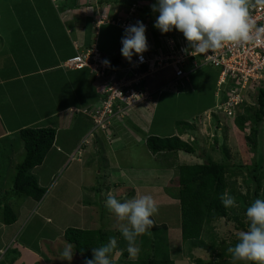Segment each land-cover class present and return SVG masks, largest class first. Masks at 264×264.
Here are the masks:
<instances>
[{"label":"rangeland","instance_id":"obj_1","mask_svg":"<svg viewBox=\"0 0 264 264\" xmlns=\"http://www.w3.org/2000/svg\"><path fill=\"white\" fill-rule=\"evenodd\" d=\"M256 1L250 0V4ZM155 2L0 0V152L3 153L2 149L7 146L3 140L12 137L17 141L21 139L18 132L6 133V129L16 128L29 120L37 121L42 115L40 112L60 110L61 104L64 108L66 104L73 103L76 110L62 111L57 114L59 117L50 119V126L55 125L59 133L58 142L66 136L68 139L65 140L73 138L75 142L76 138L83 135L76 144V150L70 155L52 150L45 162L35 167L34 173L41 176L44 195L39 200H30L32 206L29 210L26 205L18 207L15 201L12 204L14 210L20 208L21 214L4 231L0 224V264H25L17 255L13 256L11 250L14 246L11 243L14 238L15 244L26 240L38 249L37 252L44 250L52 260L47 264L58 261L60 264H68L60 256L66 244L70 243L64 231L70 226H80L79 215L76 213L79 212L81 197L90 202L88 212L94 217L92 225L87 223L82 226L101 229L117 240V246L110 254L112 264H128L136 260L139 254L136 258L129 257L127 242L118 230L117 219L104 206L109 192L124 201L136 193V188L138 194L151 195L155 199L158 213L152 217L168 227V249L175 264H197V259H203L204 264H233L230 255L220 256L223 252L215 243L218 245L220 242V245L227 248L237 241L240 231L248 229L245 213L252 204L254 187L260 184L264 188V120L256 123L254 139L250 130V126L255 123L254 119L246 121L245 130H241L235 120L217 108L216 104L221 98L224 100L220 97L223 92L216 95L219 91V68L202 66L190 74L185 84L179 86L171 84L168 71L156 74L149 79L150 85L156 88L168 87L157 90L155 101L142 102L129 109L125 117L114 118L109 128L112 140L101 130L87 135L93 129V122L81 110L91 108L88 101L92 102L90 104L98 102L93 88L85 81L87 75L70 73L66 68H60L50 71L46 79L47 72H38L37 66H44L39 63L42 58L49 57L52 59L50 63L53 61L58 64V57L64 60L74 55V41L80 50L86 48V44L96 43L106 57L114 56L119 51L124 34L121 19L118 18L125 21L131 13L132 25L141 21L146 26L148 47L152 45L166 49L167 37L182 33L176 30L161 33L154 27L159 15L151 8ZM134 3L141 6L148 15L132 6ZM133 8L135 12L130 11ZM113 20L116 23L110 22ZM149 53L148 49L146 54ZM79 74L84 75L83 78L75 80L74 77ZM77 80L84 84L76 83L74 86ZM255 96L253 94L248 103H257ZM174 134H180L182 139L193 144L195 152L179 151L178 154L158 156L153 155L146 145L145 140L150 135L168 137ZM16 150L14 159L8 160L7 168L0 172V193L11 189L16 164L24 158L23 144L21 149L17 145ZM205 161L224 162L231 165L232 171L239 173L234 175L230 171L228 174L234 188L236 206L228 208L229 216L214 220L212 226L209 225L211 228H205L204 248H188L181 235L180 200L174 196L179 187L176 182L178 165ZM254 169H257V183L251 177ZM258 196L263 199L264 190ZM15 198L18 201L26 199L28 202L25 195ZM2 210L0 208L1 215ZM235 216L239 217L238 220ZM47 217H50V222ZM239 219L245 223L244 228H239ZM140 237L136 241L139 248ZM187 250H191V253L188 254ZM77 255L72 264H81L79 260L82 262V257ZM12 256L16 260L10 263L7 260ZM38 261L36 263L42 264L41 260Z\"/></svg>","mask_w":264,"mask_h":264},{"label":"trees","instance_id":"obj_2","mask_svg":"<svg viewBox=\"0 0 264 264\" xmlns=\"http://www.w3.org/2000/svg\"><path fill=\"white\" fill-rule=\"evenodd\" d=\"M137 9L141 10L143 14L148 15L141 7ZM121 47L122 44L120 42L118 53L109 58L113 65H119L125 62L121 54ZM150 48L151 47H148V49ZM92 80H94L93 76ZM224 88L225 87L222 86V90L220 91V93L223 92V96H220L223 98H225ZM96 95L99 100V93ZM256 98L257 103L252 104L246 102L237 108L235 116H229L231 119L235 120V124L241 130H245L247 125L246 121L250 119L253 121L254 119V125L252 127L250 126L254 139L257 133L256 123L258 124L264 120L263 86L260 87ZM89 106L93 107L94 104H89ZM241 111H243V113H241ZM19 136L23 141L24 158L16 165V172L11 189L0 195V208L3 209V213L2 215L0 214V217L9 228L18 220V214L12 206V200L15 197H22V195H25L26 198L34 201L35 199H41L44 195L45 189L39 184L38 178L32 173V170L45 161L49 151L54 146L57 130L52 126L34 127L26 125L19 129ZM145 142L148 149L154 154H178L179 151L188 153L195 152L194 145L182 139L180 135L170 137L150 135L146 138ZM178 166L179 175L176 178V182L179 184V187L174 196L180 200L182 208V240L187 244L188 248L203 247L205 245L203 237H205L207 233L205 228L210 227L209 225L212 226L214 220L229 216L228 208L226 209L223 206L219 196L225 191H228L234 196V188L230 183L228 174L230 171L233 172L234 175L239 173L232 171L231 165L219 161H205L203 163L191 164L184 163ZM255 171H257V169L253 170L251 177L257 183L258 176ZM261 190H264V188L260 184L254 187L252 203L255 199L259 198L258 195ZM234 218L238 220L239 217L235 216ZM151 219L154 221V225L140 237V253L138 258L134 261H130L128 264H175L168 249L169 237L166 233L168 227L166 224H160V222L153 217H151ZM238 226H240L239 228H244L245 223L240 220ZM111 235L102 232L101 229H83L76 226L67 227L64 231L65 238L74 246L76 255L78 254L77 256L79 258L82 257V262L85 257H92L91 249L107 244L109 238L112 237ZM235 243H237V241L226 248L220 245V242H218V245L216 242L215 246L220 247L223 252L220 256L224 257L227 254L230 255L227 253V249L234 246ZM81 250L84 252L83 256L80 254ZM11 251L13 252V256L14 254L16 256L18 251L14 247H12ZM190 253L191 250L188 251V254ZM13 256L12 258L9 257L7 261H10V263L11 261H15L16 257L14 259ZM196 262L197 264H204L203 259H197ZM117 263L120 264L119 262Z\"/></svg>","mask_w":264,"mask_h":264},{"label":"clouds","instance_id":"obj_3","mask_svg":"<svg viewBox=\"0 0 264 264\" xmlns=\"http://www.w3.org/2000/svg\"><path fill=\"white\" fill-rule=\"evenodd\" d=\"M249 4L250 0H156L151 8L159 13L154 27L161 33L173 30L182 33L193 55L210 53L228 44L252 41L255 22L249 16ZM132 6L136 9L141 7L136 3ZM136 9L130 11L135 12ZM145 32L146 26L141 21L124 28L121 54L130 63L134 55L142 60L143 53L148 50ZM260 33H264V28L256 29L257 40ZM219 199L226 209L236 206L235 197L228 191ZM104 206L117 219L118 230L127 242L129 257L136 258L140 252L137 238L153 227L151 217L158 213L155 199L145 194L121 201L109 192ZM245 215L248 229L239 232L237 243L229 247L227 253L231 255L233 264H264V199H255L247 207ZM116 246V238L110 237L107 244L91 249L92 257H85L83 264H112L110 254ZM83 253L81 250L82 256ZM75 254L74 246L68 243L60 256L62 261L72 264Z\"/></svg>","mask_w":264,"mask_h":264},{"label":"built area","instance_id":"obj_4","mask_svg":"<svg viewBox=\"0 0 264 264\" xmlns=\"http://www.w3.org/2000/svg\"><path fill=\"white\" fill-rule=\"evenodd\" d=\"M131 14L125 21L118 18L124 28L132 25ZM249 16L255 22L252 41L228 44L205 54L191 55L183 34L169 35L164 50L149 46L150 53L144 52L142 60L134 55L131 63L124 58L125 62L119 65H113L96 43L83 50L76 48V53L67 58L62 66L72 70L88 69L97 84L100 96L97 104L81 110L92 119L90 134L101 130L112 140L109 128L114 118L125 117L129 109L142 102L155 101L157 90L168 87L150 85L149 79L156 74L168 71L171 84L179 86L189 80L192 72L205 65L220 69L217 95L224 86L225 98L216 104L217 108L228 116H235L237 108L248 102L253 94L257 96L264 82V33H260L259 39H256V29L264 28V0L249 5ZM110 22L116 23L114 20ZM105 61L109 63L105 64Z\"/></svg>","mask_w":264,"mask_h":264},{"label":"crops","instance_id":"obj_5","mask_svg":"<svg viewBox=\"0 0 264 264\" xmlns=\"http://www.w3.org/2000/svg\"><path fill=\"white\" fill-rule=\"evenodd\" d=\"M132 7V6H131ZM87 45V47H89L90 46V44H86ZM84 47V46H83ZM86 47V48H87ZM73 48H74V51L76 52V48H79L80 49V47L78 46V44L74 41V43H73ZM83 49V48H82ZM75 52L73 53V54H75ZM105 55V54H104ZM111 57V56H110ZM22 58H23V56H22ZM67 59V58H66ZM66 59H64V60H61V57L59 58H57V60H58V64H55V63H53V61H52V63H50V60H52V59H50L49 57H47L46 59H44V58H42V59H40L39 60V63L41 64V65H44V66H37L38 67V72H42V73H45V72H47V75H46V79L48 78V75L50 74V71H55V70H57V69H60V68H63V66H62V63L66 60ZM65 69V68H64ZM70 73L72 72H74V73H84L85 74V76H86V78H85V81L87 82V84L89 85V86H91L92 88H93V92L95 93V94H97V93H99V90H98V88H97V84H96V82L94 81V80H92V76H91V73L88 71V70H86V69H82V70H72V69H67ZM66 70V71H67ZM83 76L84 75H82V74H79V75H76L75 77H74V79L76 80V79H79V77H82L83 78ZM23 77V76H22ZM90 79V80H89ZM49 81V84H50V80H48ZM75 82V81H74ZM76 83H78L77 85H79L80 83L81 84H84L83 82H81V80H77V82H75L74 83V86H75V84ZM96 84V85H95ZM70 87L72 86L71 84L69 85ZM96 90V91H95ZM59 94V93H58ZM57 99V98H56ZM77 100H79L78 98H76ZM89 102V103H88ZM87 102V104H90V103H92L91 101H88ZM63 104H61V106L59 107L60 108V110L59 109H55V110H52V111H49V112H46V113H43V112H40V114H42L41 116H40V118L37 120V121H26V122H22V124H21V126H18V127H16V128H8V129H6V133H11L12 131H14V132H18V134H19V129L21 128V127H24V126H26V125H29V126H34V127H44V126H50V119L52 118V119H55V118H57V117H59V115H57V114H61V112L63 111H68V110H70L71 112H72V109H74L75 108V106H74V104L73 103H68V104H66V106H64V108H63V106H62ZM91 105V104H90ZM62 108V109H61ZM40 119H44V120H40ZM49 121V122H48ZM42 122H44V125H41V123ZM63 122H64V120H63ZM55 125H53V127H54ZM55 128V127H54ZM56 130H57V128H56ZM89 133V132H88ZM88 135V134H87ZM175 135V134H174ZM178 135H180V134H178ZM183 135V134H182ZM82 137H83V135L81 136V137H79L78 139L76 138V140H75V142L73 141L74 139L73 138H71L69 141H67V140H65L64 138H66V139H68L67 138V136L66 137H63L62 138V140H61V142H58V139H59V133H58V131H57V136H56V140H55V143H54V146L51 148V150L49 151V153H48V155H47V157L46 158H48V156H50V152H52V150H57V152H59L60 154H64V155H70L73 151H75L76 150V144L78 143V142H80V140L82 139ZM161 137V136H160ZM168 137H170V136H168ZM181 137V136H180ZM2 138H0V140H1ZM4 141V143H6L7 144V146L4 148V149H2L1 151L3 152V153H1L0 152V172H2V170H4V169H6L7 168V161L8 160H12V159H14V155H15V153H16V146L18 145L19 146V148L21 149V144H23L22 143V140L20 139V140H18L17 141V139H13V137L12 138H9V139H5V140H3ZM122 141V143H123V140H121ZM75 143V144H74ZM121 143V144H122ZM74 144V147L72 148L71 147V145H73ZM123 145V144H122ZM153 155H158V156H160L159 154H154V153H152ZM1 157H2V160H3V162H1ZM46 160V159H45ZM45 162V161H44ZM43 162V163H44ZM18 164V163H17ZM16 164V165H17ZM12 165V164H11ZM42 165V164H41ZM40 165V166H41ZM40 166H37L36 168H38V167H40ZM12 167H13V165H12ZM34 170H35V168L33 169V171H32V173L34 174V175H36L35 173H34ZM158 172H160L159 170H158ZM37 178H38V181H39V184L42 186V187H44L43 186V184H42V180H41V176L38 174V176H36ZM115 186L116 187H120V186H118V185H116L115 184ZM138 186L140 187V185L138 184ZM134 191H136V193L133 195V196H131L129 199H131V198H133V197H135V196H138V195H140V194H138L137 193V191H138V189L136 188V190H134ZM141 192H143V189H141ZM4 193H6V191H3L2 193H0V195L1 194H4ZM82 194H84V192H82ZM81 194V195H82ZM81 200H80V203H79V212L78 213H76V214H78L79 215V221H80V228H85V229H91V228H86V227H84V226H82V224H84V225H86L87 223L88 224H90V225H92V223H93V220H94V217L92 216V214H91V212H88L89 211V209H90V205L88 204V203H90V202H87L86 200H84V198H80ZM27 200H28V202L26 201V199H23V200H21V201H18L17 200V198H14L13 200H12V204L14 205V201H15V205H17L18 207H24L25 205L27 206V208H28V210L30 209V207L32 206V202L30 201V199H28L27 198ZM90 201H92V200H90ZM24 204V205H23ZM20 209V208H19ZM19 209L18 210H15L16 211V213L19 215V214H21V212H19ZM48 220H50V217H47V221ZM48 222H50V221H48ZM0 224H1V226H2V229H3V231H4V228H9L3 221H2V219H1V217H0ZM15 239V238H14ZM14 239L12 240V245L14 246V248L18 251L17 252V254L16 255H18V257L21 259V262H25V264H38V263H36V262H39L38 261V259L39 260H41V262H42V264L44 263V264H47V262L48 263H50V262H52V260L50 259V256L49 255H46V253H45V251L44 250H41V252L39 251V252H37L38 251V249L37 248H34V246H31L30 244H28L27 242H26V240H23L21 243H18V244H15L14 243ZM36 257V258H35ZM18 258V259H19ZM78 260V259H77ZM79 262L82 264L83 262H81L80 260H79ZM61 262H55V264H60ZM51 264H53V263H51ZM62 264H66L65 262H62Z\"/></svg>","mask_w":264,"mask_h":264}]
</instances>
